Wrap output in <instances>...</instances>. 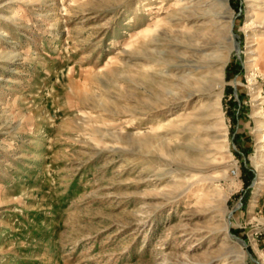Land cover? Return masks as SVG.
Wrapping results in <instances>:
<instances>
[{"label": "rangeland", "instance_id": "1", "mask_svg": "<svg viewBox=\"0 0 264 264\" xmlns=\"http://www.w3.org/2000/svg\"><path fill=\"white\" fill-rule=\"evenodd\" d=\"M263 39L264 0H0V264H264Z\"/></svg>", "mask_w": 264, "mask_h": 264}, {"label": "bare ground", "instance_id": "2", "mask_svg": "<svg viewBox=\"0 0 264 264\" xmlns=\"http://www.w3.org/2000/svg\"><path fill=\"white\" fill-rule=\"evenodd\" d=\"M263 5V4H262ZM261 13V12H260ZM260 17V16H259ZM263 20V19H262ZM258 24V23H257ZM257 51H258V56L260 57L261 60V65H262V69L264 72V39L261 40L257 46Z\"/></svg>", "mask_w": 264, "mask_h": 264}]
</instances>
